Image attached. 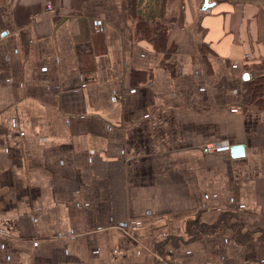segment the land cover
I'll list each match as a JSON object with an SVG mask.
<instances>
[{
  "label": "crops",
  "instance_id": "1",
  "mask_svg": "<svg viewBox=\"0 0 264 264\" xmlns=\"http://www.w3.org/2000/svg\"><path fill=\"white\" fill-rule=\"evenodd\" d=\"M207 1L0 0V264H264V0Z\"/></svg>",
  "mask_w": 264,
  "mask_h": 264
},
{
  "label": "trees",
  "instance_id": "2",
  "mask_svg": "<svg viewBox=\"0 0 264 264\" xmlns=\"http://www.w3.org/2000/svg\"><path fill=\"white\" fill-rule=\"evenodd\" d=\"M164 1L165 0H122V6L124 9L128 10L129 14H132V16L135 15L138 20L136 24L137 28H140L143 32H146L149 30L147 27L148 19H153L155 15L160 16V14H162L164 11ZM164 32L165 29L158 30L154 28L153 30L155 37L159 41L162 40ZM241 98L245 104H253L262 108L264 106V76H260L257 79L251 78L247 80L244 84ZM222 220V222L225 221V219ZM196 225V223L192 222L190 223L189 228H196ZM241 235H246V232L241 233ZM240 236L238 233V238Z\"/></svg>",
  "mask_w": 264,
  "mask_h": 264
},
{
  "label": "rangeland",
  "instance_id": "3",
  "mask_svg": "<svg viewBox=\"0 0 264 264\" xmlns=\"http://www.w3.org/2000/svg\"><path fill=\"white\" fill-rule=\"evenodd\" d=\"M178 0H172V6H173V12L171 13V14H167V15H165L166 17H165V19H163V21L162 22H165V23H168V22H170V15L172 16V15H175L176 16V19H179V16H178V13H176V11H177V7H176V2H177ZM166 2H167V4L169 3V0H166ZM176 7V8H175ZM164 10V9H163ZM175 19V20H176ZM229 225H228V228L230 229V233L233 235V234H235V233H239V236L241 235V233L242 232H239V231H241V227H240V224H238V223H231V222H229L228 223ZM131 227H133V226H131ZM125 233H127V234H129V235H131V231L129 230V229H127V228H124V229H122ZM222 230H224L223 228L220 230V231H222ZM241 236H245V235H241Z\"/></svg>",
  "mask_w": 264,
  "mask_h": 264
},
{
  "label": "built area",
  "instance_id": "4",
  "mask_svg": "<svg viewBox=\"0 0 264 264\" xmlns=\"http://www.w3.org/2000/svg\"><path fill=\"white\" fill-rule=\"evenodd\" d=\"M129 226H130V227H131V226H133V227L137 226V221H136L135 219H131V220L129 221Z\"/></svg>",
  "mask_w": 264,
  "mask_h": 264
},
{
  "label": "water",
  "instance_id": "5",
  "mask_svg": "<svg viewBox=\"0 0 264 264\" xmlns=\"http://www.w3.org/2000/svg\"><path fill=\"white\" fill-rule=\"evenodd\" d=\"M211 4L210 3H208V1L207 0H204V3H203V5H202V9H205V8H207L208 6H210Z\"/></svg>",
  "mask_w": 264,
  "mask_h": 264
}]
</instances>
